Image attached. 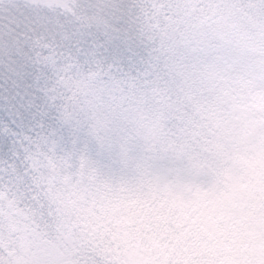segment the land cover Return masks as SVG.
I'll use <instances>...</instances> for the list:
<instances>
[{"label":"snow or ice","instance_id":"6c2138e0","mask_svg":"<svg viewBox=\"0 0 264 264\" xmlns=\"http://www.w3.org/2000/svg\"><path fill=\"white\" fill-rule=\"evenodd\" d=\"M246 11L264 0H0V264H205L185 193L222 152L179 107L147 142L140 116Z\"/></svg>","mask_w":264,"mask_h":264},{"label":"clouds","instance_id":"9594fccd","mask_svg":"<svg viewBox=\"0 0 264 264\" xmlns=\"http://www.w3.org/2000/svg\"><path fill=\"white\" fill-rule=\"evenodd\" d=\"M213 50L170 64L171 92L140 116V139L170 134L174 110L184 115L181 137L222 160L185 193L205 212V228L188 246L205 264L264 260V15L226 17Z\"/></svg>","mask_w":264,"mask_h":264}]
</instances>
